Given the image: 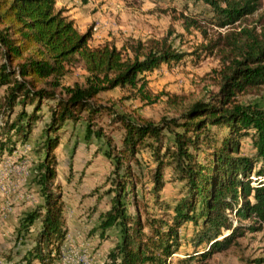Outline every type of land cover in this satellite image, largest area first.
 <instances>
[{"label":"trees","instance_id":"1","mask_svg":"<svg viewBox=\"0 0 264 264\" xmlns=\"http://www.w3.org/2000/svg\"><path fill=\"white\" fill-rule=\"evenodd\" d=\"M196 1L209 8L210 25L223 29L256 13L263 0ZM56 3L0 0V89L4 93L0 154L11 155L17 144L26 143L43 105L51 103L48 124L35 146L37 155H42L32 181L41 203L23 215L16 230V239L21 241L37 222L40 225L23 264H55L66 236L54 151L60 144V131L69 122L84 123L87 142H103L102 155L112 167L109 209L99 216L97 231L103 240L113 228L116 240L103 264H165L177 248V229L185 223L198 227L194 246H206L195 258H186L195 259L196 264H207L213 254L228 249L246 232L260 231L264 224V106L239 104L235 98L248 90L264 89V28L223 36L227 42L216 93L191 103L178 120L152 125L119 117L124 134L115 150L102 130L91 126L100 111L93 102L115 88H127L146 99L144 75L161 65L177 64L184 54L174 51L166 39L137 41L119 49L109 44L91 47V29L79 32ZM216 47L208 44L202 49L209 53ZM76 66L85 73L83 83L64 86L62 80ZM210 127L224 128L226 133L216 139ZM241 137L249 138L252 156L241 154ZM147 140L154 162L150 189L154 201L163 186L164 167L172 169L186 192L173 205L170 218L149 219L148 234H144L129 164Z\"/></svg>","mask_w":264,"mask_h":264},{"label":"rangeland","instance_id":"2","mask_svg":"<svg viewBox=\"0 0 264 264\" xmlns=\"http://www.w3.org/2000/svg\"><path fill=\"white\" fill-rule=\"evenodd\" d=\"M69 1L76 6L80 15L76 23L78 31H92L91 47L109 44L119 49L137 41L166 39L174 51L184 54L177 64L168 67L161 65L144 75L146 85L143 96L146 99L127 88H115L100 94L93 102L100 111L91 126L94 130L101 129L115 150L120 147L124 134L119 117L133 122L143 120L152 125H160L162 120H178L180 113L191 103L207 100L210 94L216 93L217 71L227 42L222 39L223 36L230 32L238 33L241 29L255 28V32H259L261 27L264 28V0L256 13L223 29L210 25L209 8L196 0ZM208 44H218V47L208 53L202 49ZM84 76L83 69L76 66L62 83L64 86L82 84ZM3 96V90L0 89V102ZM235 102L264 106V89L245 91L237 95ZM50 104L43 105L42 114L32 125L28 141L17 144L11 155L6 152L0 154V203L3 204L0 214L6 217L16 204L26 210L23 212L25 214L41 203L32 178L42 155H37L35 146L41 142V131L48 124ZM19 110L20 107L15 109L10 120ZM27 111L31 112V108L28 107ZM84 131L82 121L66 123L59 133L60 144L54 151L57 161L55 183L62 192L68 235L61 244L55 264H81V256H87L90 264H103L116 240L113 228L105 232L103 240H100L97 231L99 216L109 209L110 195L107 192L111 189L108 181L111 180L112 167L102 155V150L106 148L103 142L97 139L87 142ZM209 132L214 138L220 139L226 130L210 127ZM163 134L166 143L168 135L165 132ZM144 142L129 166L134 175L137 213L144 234H148V220H168L173 205L185 195L186 189L175 179L172 169L164 167L163 186L157 201H154L150 192L154 162L151 148L146 146L151 141ZM238 142L241 154L252 156L249 138L241 137ZM162 152L163 149L160 154ZM201 154L199 159L202 158ZM132 211L133 207L130 206L129 212ZM229 218L231 222L235 220L233 215ZM71 220L73 229L70 227ZM39 226L37 222L32 232L21 241L16 239V228L8 248H0V264H23L22 258L32 248L34 234ZM197 231L198 227L191 223H185L177 229V248L165 259V264H196L195 259L189 262L186 258L206 248L205 245L194 246ZM207 264H264V224L260 231L246 232L228 249L213 254Z\"/></svg>","mask_w":264,"mask_h":264},{"label":"crops","instance_id":"3","mask_svg":"<svg viewBox=\"0 0 264 264\" xmlns=\"http://www.w3.org/2000/svg\"><path fill=\"white\" fill-rule=\"evenodd\" d=\"M56 7L58 9H63L65 14L69 17V19L73 20L76 26V23L80 17L78 14L76 6L70 3L69 0H57ZM77 28V27H76ZM84 33V32H83ZM3 204L0 203V207L2 208ZM21 205L16 204L14 209H12V213H10L7 217L0 214V248L1 250H5L8 248L9 240L14 236V231L19 225L20 219L23 217L26 210L24 208H19ZM73 221H70V227L73 226ZM69 227V224L67 225ZM72 229L74 227H71ZM38 230V229H37ZM37 233V232H36ZM35 235V234H34Z\"/></svg>","mask_w":264,"mask_h":264},{"label":"built area","instance_id":"4","mask_svg":"<svg viewBox=\"0 0 264 264\" xmlns=\"http://www.w3.org/2000/svg\"><path fill=\"white\" fill-rule=\"evenodd\" d=\"M67 237H68V235L66 234L65 238H67ZM80 260H81V264H90L88 262L87 256H81Z\"/></svg>","mask_w":264,"mask_h":264}]
</instances>
